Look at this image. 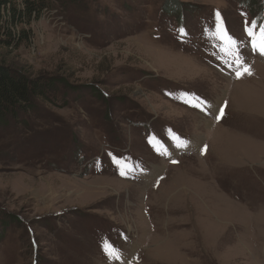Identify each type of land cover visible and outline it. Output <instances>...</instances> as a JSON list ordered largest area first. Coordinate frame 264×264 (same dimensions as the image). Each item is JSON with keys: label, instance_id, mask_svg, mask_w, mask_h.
Here are the masks:
<instances>
[{"label": "rangeland", "instance_id": "obj_1", "mask_svg": "<svg viewBox=\"0 0 264 264\" xmlns=\"http://www.w3.org/2000/svg\"><path fill=\"white\" fill-rule=\"evenodd\" d=\"M263 19L264 0L49 2L0 49L56 88L0 122V264H264Z\"/></svg>", "mask_w": 264, "mask_h": 264}, {"label": "trees", "instance_id": "obj_2", "mask_svg": "<svg viewBox=\"0 0 264 264\" xmlns=\"http://www.w3.org/2000/svg\"><path fill=\"white\" fill-rule=\"evenodd\" d=\"M51 1L62 0H0V49L17 48L25 43L28 27L39 20ZM169 11L177 12L174 9ZM51 82L28 78L0 62V122L6 115L15 118L16 113L27 112L34 100L53 96L56 88Z\"/></svg>", "mask_w": 264, "mask_h": 264}, {"label": "snow or ice", "instance_id": "obj_3", "mask_svg": "<svg viewBox=\"0 0 264 264\" xmlns=\"http://www.w3.org/2000/svg\"><path fill=\"white\" fill-rule=\"evenodd\" d=\"M181 31H183V29H181ZM249 34H250V35H253L252 32H250ZM223 35H224L225 38L228 39L229 43H231V44H233V45H235V44L237 43V42H236L231 36H229L226 32H224ZM261 40H262V42H264V30H262V32H261ZM260 50H261V53L264 54V43L261 44V46H260ZM236 63H237L238 69H239V68H243V71L248 72V73L250 74V69H248L247 67L243 66V61H241V60L239 59V56H238V55H237ZM240 74H241V72L238 70L237 75L239 76ZM121 174L124 175L125 173L122 172Z\"/></svg>", "mask_w": 264, "mask_h": 264}, {"label": "crops", "instance_id": "obj_4", "mask_svg": "<svg viewBox=\"0 0 264 264\" xmlns=\"http://www.w3.org/2000/svg\"><path fill=\"white\" fill-rule=\"evenodd\" d=\"M206 125H207V127L209 128V125H210V124H209V123H207Z\"/></svg>", "mask_w": 264, "mask_h": 264}]
</instances>
